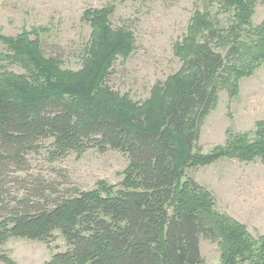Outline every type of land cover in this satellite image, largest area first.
Segmentation results:
<instances>
[{"label":"trees","instance_id":"trees-1","mask_svg":"<svg viewBox=\"0 0 264 264\" xmlns=\"http://www.w3.org/2000/svg\"><path fill=\"white\" fill-rule=\"evenodd\" d=\"M217 2L223 23L197 9L175 44L180 70L133 100L108 84L118 57L135 49L132 31L110 22L112 7L88 8L92 27L79 70L46 55V28L0 33V261L18 264L3 245L14 237L68 248L44 264H205L201 240L217 243V264H264V233L217 208L214 195L187 174L221 158L264 157V119L253 131L228 130L224 144L205 152L201 130L219 94H238L239 82L264 61V21L253 25L259 0ZM50 142V143H47ZM49 160L71 152L119 150L129 165L119 184L101 180L91 190L32 173L31 155Z\"/></svg>","mask_w":264,"mask_h":264},{"label":"rangeland","instance_id":"rangeland-1","mask_svg":"<svg viewBox=\"0 0 264 264\" xmlns=\"http://www.w3.org/2000/svg\"><path fill=\"white\" fill-rule=\"evenodd\" d=\"M104 7L113 8L112 26L132 31L136 39L132 54L116 60L108 84L140 102L149 98L156 82L180 70L182 62L174 47L186 34L197 9H208L223 23L229 15L217 2L210 5L203 0H0V33L15 36L23 29L46 28L41 35L46 55L61 59L64 68L79 70L92 33L91 25L83 19L84 11ZM252 21L253 25L264 21V0L257 2ZM219 95L201 130L199 145L205 152L226 143L228 130L253 131L250 138L255 137V125L264 119V61L252 75L240 80L237 95L230 96L227 90ZM31 160L33 174L57 181L63 190H91L101 180L119 184L130 163L122 151L95 148L83 154L71 152L54 162L46 148L33 153ZM187 174L212 192L220 211L244 223L254 236L264 233V157L252 161L224 157L211 165L189 168ZM67 248L59 231L51 243L14 237L3 245L18 264H44ZM201 253L205 264L220 262L217 243L202 239Z\"/></svg>","mask_w":264,"mask_h":264}]
</instances>
